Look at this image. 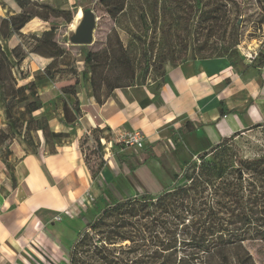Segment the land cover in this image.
<instances>
[{"label": "rangeland", "instance_id": "rangeland-1", "mask_svg": "<svg viewBox=\"0 0 264 264\" xmlns=\"http://www.w3.org/2000/svg\"><path fill=\"white\" fill-rule=\"evenodd\" d=\"M34 1L46 2L54 8L49 9L48 21L36 17L26 24L21 33H14L6 39L0 37V45L8 55L14 47L22 45L26 58L15 67V71L18 76L29 78L20 80L19 84L36 80L43 102L40 113L44 112L47 117V114H51L61 121L64 118V104L74 106L75 97L67 95L64 90L75 85L79 100L84 94L95 98L91 78L97 83L102 100L122 93L132 98L144 93L156 94L162 85L167 63L176 65L190 58L226 55L241 67L245 65L244 60L258 57L264 51V0H202L205 4L202 11L217 8L216 17L210 21L199 19L201 11H197L196 0H126L124 12L116 18L107 13L101 0ZM82 6L92 9L97 16L94 43L72 45L70 37L80 22L81 18L77 20L76 16ZM59 9L74 12L73 22L67 25L62 17L57 16ZM20 11L21 8L15 0H0V29H3V19ZM48 31L51 34L45 39L55 42L66 52L63 59H57L51 64L53 78L47 77L46 72L52 58L29 52L30 45L33 46L36 42L31 36H42ZM90 52L99 64L94 69L85 62ZM147 58L151 59L153 65L145 75ZM127 84L130 86H126ZM112 86L121 87L111 91ZM0 117L5 118L1 102ZM6 122L4 119L5 124ZM72 132L73 130L69 131L70 134ZM39 134L44 139L42 133ZM167 135L160 148L137 149L141 154L147 153L142 157L147 156L151 168L169 186L174 183V173L181 174L192 160L200 163L202 154L210 147L195 152L191 146L185 144L181 135L173 134V130L168 131ZM116 139L112 133L106 134L97 129L82 138V151L87 158L86 165L91 176V170L100 174L109 159L117 160V156L124 154L126 149L132 150L133 146L128 148L126 143L117 142ZM218 143L221 144L218 149L220 158L231 157L236 163L240 159L260 157L264 155V121L262 126L244 129L236 137H227ZM4 148L5 146L0 148V155ZM42 149L38 150L39 154ZM212 154H208L206 158L212 160ZM131 163L134 166L138 164V158ZM117 164L118 167L114 170L120 176L117 184L124 197L147 192L135 178L133 169L121 165L118 160ZM186 183V179L181 178L180 184ZM115 201L113 195L101 199L97 212L105 204ZM88 215L91 220L94 219ZM206 257L207 264H264V241L248 240L226 246L207 254Z\"/></svg>", "mask_w": 264, "mask_h": 264}, {"label": "crops", "instance_id": "crops-1", "mask_svg": "<svg viewBox=\"0 0 264 264\" xmlns=\"http://www.w3.org/2000/svg\"><path fill=\"white\" fill-rule=\"evenodd\" d=\"M255 60H244L241 67L229 56L167 63L156 94L131 98L122 93L103 104L84 94L80 97L82 113L75 125L47 114L53 130H73L69 141L55 153L43 148L36 155L13 141L10 148L17 158L14 170L0 159V264L68 263L70 243L85 225L81 217L91 220L88 214L94 218L100 207L101 190L86 165L81 142L94 129L112 133L114 138L123 129L140 132L142 150L160 148L168 131L173 130L199 152L262 123L264 67L257 66ZM222 102L230 110L225 115L221 113ZM4 119L0 117V128L5 126ZM131 149L122 154L125 161L121 165L132 166L135 178L147 192H160L167 185L151 168L147 156L142 157L147 153ZM137 158L139 163L134 166L131 161ZM117 160L120 162L118 156ZM117 160L109 159L99 176L105 192L107 183L112 182L122 195L117 184L120 176L114 170Z\"/></svg>", "mask_w": 264, "mask_h": 264}, {"label": "trees", "instance_id": "trees-1", "mask_svg": "<svg viewBox=\"0 0 264 264\" xmlns=\"http://www.w3.org/2000/svg\"><path fill=\"white\" fill-rule=\"evenodd\" d=\"M15 1L21 11L2 20L0 37L5 39L14 33H21L26 24L36 17L48 21L49 9H54L46 2ZM101 3L113 18L121 15L126 7V0H101ZM204 6L202 0H196L197 11H201L199 19L210 21L215 18L217 8L202 11ZM82 9L88 7L82 6ZM56 15L62 17L67 25L75 17L71 10L59 9ZM50 34L51 31L44 32L42 36L32 35L36 42L30 45L29 52L52 58L46 72L47 77L53 78L50 66L57 59H63L66 52L55 42L45 39ZM25 58L22 45L14 47L10 55L0 45V102L7 120L6 126L0 128V148L5 146L0 159L11 170H14L17 160L10 148L13 141L40 155V148L55 153L71 137L69 132L53 130L44 112L35 115L43 108L37 82L30 80L19 84L20 80L29 76H18L15 71ZM150 61L147 58L145 75L153 65ZM255 61L257 66L264 67V51L258 54ZM85 62L93 69L99 65L91 52ZM91 83L95 100L103 104L109 98L102 100L97 83L92 78ZM118 87L121 86H112L111 91ZM64 92L75 96L74 106L65 103L63 108V122L71 125L82 113L81 103L76 96L75 85ZM229 111L222 102V115ZM262 125L263 122L254 127ZM39 132L44 142L39 138ZM220 147V143L213 144L202 154L200 163L196 160L189 162L181 174H173L172 185L164 186L155 194L144 192L123 197L114 183L108 182L107 192L114 195L116 201L105 204L93 220L85 215L81 217L85 225L69 248V264H207L206 255L219 248L248 240L264 241V155L240 159L235 163L231 157H218ZM210 153L214 155L212 160L206 158ZM118 159L122 163L125 156H118ZM91 173L101 190L100 198H107L99 172L91 170ZM181 178H185L187 183L180 184Z\"/></svg>", "mask_w": 264, "mask_h": 264}, {"label": "water", "instance_id": "water-1", "mask_svg": "<svg viewBox=\"0 0 264 264\" xmlns=\"http://www.w3.org/2000/svg\"><path fill=\"white\" fill-rule=\"evenodd\" d=\"M83 15L80 19L75 32L70 37L72 45H91L94 43V32L97 26V16L95 12L88 8L83 10Z\"/></svg>", "mask_w": 264, "mask_h": 264}, {"label": "built area", "instance_id": "built-area-1", "mask_svg": "<svg viewBox=\"0 0 264 264\" xmlns=\"http://www.w3.org/2000/svg\"><path fill=\"white\" fill-rule=\"evenodd\" d=\"M252 56V55H251ZM252 59V58H251ZM117 142L126 143L129 146H133L135 148H143L144 147V138L140 132H129L127 130H120L117 134ZM57 220H61L60 216H56Z\"/></svg>", "mask_w": 264, "mask_h": 264}, {"label": "bare ground", "instance_id": "bare-ground-1", "mask_svg": "<svg viewBox=\"0 0 264 264\" xmlns=\"http://www.w3.org/2000/svg\"><path fill=\"white\" fill-rule=\"evenodd\" d=\"M82 15H83L82 8H79L78 13H77V16H76L77 20H78L79 18H81Z\"/></svg>", "mask_w": 264, "mask_h": 264}]
</instances>
